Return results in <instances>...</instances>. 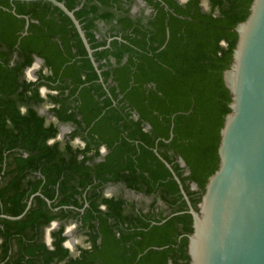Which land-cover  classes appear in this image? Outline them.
<instances>
[{"label":"trees","instance_id":"obj_1","mask_svg":"<svg viewBox=\"0 0 264 264\" xmlns=\"http://www.w3.org/2000/svg\"><path fill=\"white\" fill-rule=\"evenodd\" d=\"M59 1L82 24L103 82L60 8L0 0V214H22L34 195L21 219L0 218V264H189L193 219L162 158L197 208L219 165L231 102L223 74L252 0H146L156 12L147 22L125 7L130 0ZM25 15L37 22L22 36ZM101 23L109 45L97 37ZM34 55L50 73L29 81ZM41 86L56 93L44 98ZM48 103L59 122L75 125L69 139L49 143L60 131L38 112ZM77 136L83 148L71 143ZM103 145L108 153L95 162ZM121 182L158 196L172 216L155 210L157 201L127 215L123 198L102 193ZM74 219L92 242L78 257L63 246L64 225L51 232L52 248L45 240L52 221Z\"/></svg>","mask_w":264,"mask_h":264},{"label":"water","instance_id":"obj_2","mask_svg":"<svg viewBox=\"0 0 264 264\" xmlns=\"http://www.w3.org/2000/svg\"><path fill=\"white\" fill-rule=\"evenodd\" d=\"M20 1H48L60 8L73 22L101 76L74 10L59 0ZM235 31L232 63L223 74L231 102L220 129L219 165L208 178L197 208L171 165L157 153L178 182L193 219L187 244L189 264H264V0H252L247 18ZM63 129L61 125L60 137L69 130ZM179 162L186 166L182 158ZM192 189L198 185L192 183ZM33 197L22 214H0V218L21 219Z\"/></svg>","mask_w":264,"mask_h":264},{"label":"flooded vegetation","instance_id":"obj_3","mask_svg":"<svg viewBox=\"0 0 264 264\" xmlns=\"http://www.w3.org/2000/svg\"><path fill=\"white\" fill-rule=\"evenodd\" d=\"M18 1H20V0H18ZM177 1L179 3L184 4L188 0H177ZM45 2H48V1H45ZM49 3H51V2H49ZM125 7H131L130 8V13L133 16L141 17L143 19V22L149 21L156 14L155 9L150 4H148V2L146 0H133V1L130 0L127 3H125ZM25 19H26V23H25V26H24V30L21 32L22 36L28 34L27 30L29 29V24H30L31 21L37 22L34 19L31 20L30 16H27V15H25ZM97 37H100V36L97 35ZM109 39H111V38H109ZM107 45H108V41H107ZM93 53H94V51H93ZM15 57H16V55H14V58ZM38 58L43 59L42 57H40L38 55H34V61H33L32 65L30 67L25 69V73H26V70H29L30 75L33 76V72L36 70L38 65H40L39 72L42 70L45 74L50 73V69L46 66L45 60L43 59L44 61H40ZM11 64H14V63L11 62ZM98 69L100 70V72L103 70V69L99 68V64H98ZM38 77H39V75H35L33 78H30V79L27 78V79L29 81H36L38 79ZM100 81L103 82V80H101V78H100ZM43 90H44V92H43ZM39 91H40V95L42 97H44V98H47L48 94H55L56 93L55 90H51V89H49L46 86H41ZM41 106L47 107L48 110L46 112V111H44L42 109H39V106H37L38 112L40 114L46 116L48 121H50V120L55 121V123L58 125L59 131H60L58 136L55 139H50L49 140V143H53L56 140H60V139L64 140V138L66 139V137H67V139H69L70 136L68 137V134L70 132H72L73 130H75V128H76L75 125H73V123H71V122H67V123L59 122L57 120V118L54 116V114L49 111V109L51 107H53V104H49V103L48 104H41ZM61 125L65 126L67 128V130L69 128V130L64 134L63 137H60L61 133H62ZM71 143L73 144L74 147L83 148L85 146V142L79 136L75 137L71 141ZM99 151H100V155L95 160V162H99V161L104 160L105 156L108 153V148L105 145H103V146L100 147ZM88 163L91 164L92 162L90 161ZM102 193L106 197H113L114 196V197H117V198H119V197L123 198L125 200L124 206L126 207L125 208V213L127 215L131 214V212H135V213L139 212L140 210L145 212V213L150 211V209L143 208L140 205H138V202H137L138 201L137 194H139L140 196H146V194L143 193V192H137L136 190L130 189V188H128L126 186V184H124L122 182L121 183H107V184H105L102 187ZM154 196L155 195L153 194V195H151L149 197H154ZM130 203H132L133 205H131ZM87 205L88 204L86 203L85 206H87ZM102 208H104V206ZM73 221H75L76 225H78L76 233H77L78 237L79 236L82 237L81 238L82 239L81 242H79V241L77 242V239H75V237L73 235L72 225L75 224V223H72ZM62 225H64V227H65L63 235L66 237V240L63 242V246L65 248L69 249L71 257H78L82 253V249H90V248H92V242L90 241L89 236L85 235V231H87V229L86 228H82V223L78 219H74L72 221H69V220H67V221L66 220H54V221H52L50 223L49 227L46 228V238H45L46 243H47V245L50 248H52V241H53L51 232L55 231V230H58ZM74 239H75V241H74Z\"/></svg>","mask_w":264,"mask_h":264},{"label":"rangeland","instance_id":"obj_4","mask_svg":"<svg viewBox=\"0 0 264 264\" xmlns=\"http://www.w3.org/2000/svg\"><path fill=\"white\" fill-rule=\"evenodd\" d=\"M208 6L209 5H208L207 1H204L203 2L204 9L207 10ZM39 69H40V65H38L36 70L33 72V76L30 75L29 70H26L25 77L28 78V79L33 78L35 75L39 74ZM43 92H44V90H43ZM39 109H42V110H44L46 112L48 110L47 107H45V106H39ZM153 201H157L158 202L155 205V208H154L155 210H159V209L164 210V215H169L171 213L170 207L164 201H162V199H160L158 196H154V197H149L148 195L140 196L138 198L137 202H138V205H140L141 207L150 209L151 208V204L153 203ZM72 223H75L74 225L71 224L72 225L73 235H74L75 239H77V242L78 241L81 242V240H82L81 238L82 237L81 236L78 237L77 233H76L78 225H76L75 221H73ZM75 239H74V241H75Z\"/></svg>","mask_w":264,"mask_h":264},{"label":"crops","instance_id":"obj_5","mask_svg":"<svg viewBox=\"0 0 264 264\" xmlns=\"http://www.w3.org/2000/svg\"><path fill=\"white\" fill-rule=\"evenodd\" d=\"M100 25H101V31H100V33H97V35H99L102 38H105L108 41V45H109V43L112 40V38L109 39L110 37L108 36V33H107L108 26L107 27L103 26L104 25L103 23H101Z\"/></svg>","mask_w":264,"mask_h":264},{"label":"bare ground","instance_id":"obj_6","mask_svg":"<svg viewBox=\"0 0 264 264\" xmlns=\"http://www.w3.org/2000/svg\"><path fill=\"white\" fill-rule=\"evenodd\" d=\"M63 130H67V128L64 126V129ZM70 231V230H69Z\"/></svg>","mask_w":264,"mask_h":264}]
</instances>
